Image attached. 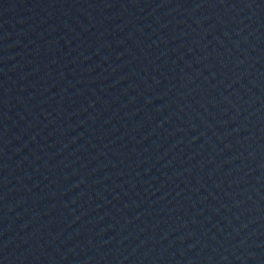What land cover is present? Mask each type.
I'll use <instances>...</instances> for the list:
<instances>
[{
  "label": "water",
  "instance_id": "water-1",
  "mask_svg": "<svg viewBox=\"0 0 264 264\" xmlns=\"http://www.w3.org/2000/svg\"><path fill=\"white\" fill-rule=\"evenodd\" d=\"M0 264H264V0H0Z\"/></svg>",
  "mask_w": 264,
  "mask_h": 264
}]
</instances>
